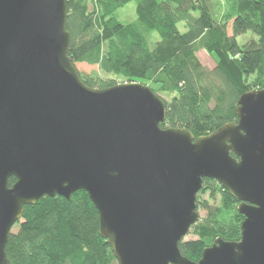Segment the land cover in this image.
<instances>
[{
  "label": "water",
  "instance_id": "water-1",
  "mask_svg": "<svg viewBox=\"0 0 264 264\" xmlns=\"http://www.w3.org/2000/svg\"><path fill=\"white\" fill-rule=\"evenodd\" d=\"M67 16L66 0H0V264H12L6 247L26 207L79 191L118 264H264V88L207 136L162 129L166 105L148 85L82 82ZM205 179L244 222L240 241L218 238L196 263L179 244L201 221Z\"/></svg>",
  "mask_w": 264,
  "mask_h": 264
},
{
  "label": "trees",
  "instance_id": "trees-1",
  "mask_svg": "<svg viewBox=\"0 0 264 264\" xmlns=\"http://www.w3.org/2000/svg\"><path fill=\"white\" fill-rule=\"evenodd\" d=\"M225 1L219 18L211 0H66L69 57L75 65L99 68L80 73L88 87L107 89L119 80L148 85L170 97L169 102L161 98L162 129L207 136L237 121L245 93L264 88V0ZM132 3L137 19L125 25L117 14ZM248 33L257 39L240 46L238 38ZM202 48L215 59L214 69L197 58ZM15 183L10 179L9 186ZM238 205L216 181L205 179L197 206L206 217L191 228L197 239L179 244L181 254L197 263L216 239L240 241L244 217ZM18 226L6 247L12 264H118L99 235V213L84 191L71 201L42 198L25 208Z\"/></svg>",
  "mask_w": 264,
  "mask_h": 264
},
{
  "label": "rangeland",
  "instance_id": "rangeland-1",
  "mask_svg": "<svg viewBox=\"0 0 264 264\" xmlns=\"http://www.w3.org/2000/svg\"><path fill=\"white\" fill-rule=\"evenodd\" d=\"M211 1H212V7H213V10H214L215 14L220 18L221 17V14H222V11L226 9L225 6L228 4V2L225 1V0H211ZM223 7H225V8H223ZM117 18L120 20V22H122L125 25L134 22L137 19L136 5L134 3L128 5L126 8H124L123 10H121L120 12H118ZM181 30L182 31L185 30V27H184L183 24L181 25ZM228 34L231 35L230 23L228 24ZM252 38L257 39L252 34L248 33L246 35H243V36L239 37L238 38V43H239L240 46H244ZM155 40H157V38H155ZM196 56L199 59L200 63L205 68H207L209 70H212V69H214L216 67L215 59L204 48H202L201 50H199L197 52ZM76 68L79 71V73H81V74H90L92 72L99 71V68L97 66H92V65H88V64H81V63L76 64ZM101 76L102 77H107L103 73H101ZM117 82L120 83L122 81L119 80ZM154 88L156 90H159L160 89L159 86H156ZM158 95L163 100H165L167 102L170 101V97L167 94H165V93H158ZM203 200H208V195L204 196L203 197ZM199 214H200L201 220H203L206 217V211H204V210H201L200 209L199 210ZM19 223L14 226V228L12 230L13 233H16L18 231V227H19L18 225H19ZM196 239H197V237L194 236V235H192L191 232H190V234L184 239V241H192V240H196Z\"/></svg>",
  "mask_w": 264,
  "mask_h": 264
}]
</instances>
